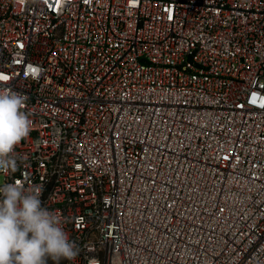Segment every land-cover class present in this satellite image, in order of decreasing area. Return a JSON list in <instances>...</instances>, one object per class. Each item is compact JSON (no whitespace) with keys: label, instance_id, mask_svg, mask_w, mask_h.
Masks as SVG:
<instances>
[{"label":"built area","instance_id":"2783aa9c","mask_svg":"<svg viewBox=\"0 0 264 264\" xmlns=\"http://www.w3.org/2000/svg\"><path fill=\"white\" fill-rule=\"evenodd\" d=\"M66 264H264V0H0Z\"/></svg>","mask_w":264,"mask_h":264},{"label":"clouds","instance_id":"9594fccd","mask_svg":"<svg viewBox=\"0 0 264 264\" xmlns=\"http://www.w3.org/2000/svg\"><path fill=\"white\" fill-rule=\"evenodd\" d=\"M27 97L0 87V174L18 170L15 149L32 130ZM41 185L16 180L0 185V264H60L75 261L79 245L64 218L44 206Z\"/></svg>","mask_w":264,"mask_h":264},{"label":"rangeland","instance_id":"374dc122","mask_svg":"<svg viewBox=\"0 0 264 264\" xmlns=\"http://www.w3.org/2000/svg\"><path fill=\"white\" fill-rule=\"evenodd\" d=\"M49 264H54V262H52L51 260L49 261ZM60 264H66V262L64 261V260H62L61 262H60Z\"/></svg>","mask_w":264,"mask_h":264}]
</instances>
